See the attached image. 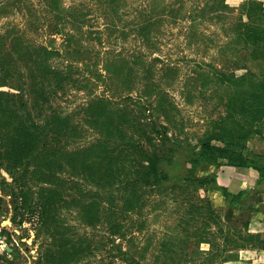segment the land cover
<instances>
[{
  "label": "rangeland",
  "instance_id": "rangeland-1",
  "mask_svg": "<svg viewBox=\"0 0 264 264\" xmlns=\"http://www.w3.org/2000/svg\"><path fill=\"white\" fill-rule=\"evenodd\" d=\"M126 1V6L113 8L101 3V0H63L64 7L82 4L81 11L77 12L85 13V20H80L79 32V29L72 25L55 24L57 10L51 7L47 0H0V58L12 49L14 53L11 55L25 57V51L31 50L32 44L35 47L58 51L46 60L51 68H62L68 63L73 72H77L71 74L66 90L49 82L45 87L50 93L52 105H64L63 112H71L70 116L74 122L81 119L79 122L82 136L71 140L67 149L85 146L98 136L97 132L83 121L86 106L84 103L90 99L85 80L96 82L97 86H91V91H94L91 96L108 97L112 105L124 106L127 115L130 112H144L142 120L155 119L158 124L167 126V133L174 143L188 147L191 144L196 146L212 132H216L215 122L221 121L225 114L226 94L237 91V94H244L241 99L246 95L243 91H246L247 85L241 86L242 88L220 85L215 82L212 73L215 69L227 74L241 72L234 70L233 61L237 58L238 45L234 44L232 35V27L237 22L241 2L225 0L228 8L213 11V7H216L220 0ZM236 3L238 5H235ZM77 12L74 11L72 15ZM146 24L148 34H140L139 28ZM66 32L77 34L79 43L65 47L63 38ZM37 60L39 58L35 59L30 68L34 74L39 72ZM6 61L12 69L25 66V58L14 57ZM104 64L110 68L108 76L104 71ZM96 72L102 74L103 79L99 80ZM78 77L86 79L77 84ZM8 83L13 86L15 81L9 80ZM8 89V86L0 85V91ZM14 89L12 92L16 90ZM15 92L25 98V93L18 90ZM222 123L228 129L237 127L231 119ZM1 129L0 140L3 137ZM139 141L147 148L144 139ZM213 142L211 139V143ZM6 145L7 143L0 145V264H45L42 253L55 240L53 235H48L39 225L38 213H31L29 204H36L39 186L53 188L54 185L35 182L33 172L36 165L30 163L32 165L25 166L24 163L28 159L25 149L22 148L24 154L15 158L14 153H6ZM246 145L255 153H264V122L260 126V133L248 139ZM157 150L160 151V148ZM47 158L36 168V177L41 175V171L45 172ZM214 169L215 167L211 166L208 171L214 172ZM199 174L203 172L200 171ZM56 176L66 183L61 187L59 196L70 194V186L77 178L65 171L58 172ZM78 182L81 183V179H78ZM10 191L13 195H10ZM217 191L216 188L210 187L206 192L200 191L198 194L206 195L205 198L217 215V224L212 223L210 231L222 229L234 242L224 241L222 238H218L217 242L237 257L243 247H237L234 243H244L241 237H237V232L243 230V221L253 213L260 212L261 196L256 193L249 195L247 204L256 208L249 212L245 205L235 208H231L227 202L220 205ZM179 193L167 192L162 199L155 196L144 207L145 211L150 205L154 207L148 214L122 220L124 223L134 221L137 224L144 219L142 231L134 234L137 239L132 242L119 236L113 237L111 242L106 225L96 222L86 225L71 207V201L69 205L60 202L61 207L53 210L56 217L51 228L75 241L79 236L86 239L81 247L83 253L79 252L77 260L70 264H124L117 255L119 246L123 250L130 246V250L137 253L136 258L142 252L146 261L153 262L154 255L162 244L177 248L176 238L185 233L180 226L181 222L179 224L176 221L184 207L183 194ZM200 203L202 201H199ZM100 204L106 205L104 200ZM87 242L90 244L89 249H85ZM4 244L13 249L11 253L2 250ZM186 247L191 248L192 245L188 244ZM200 249L207 251L209 245L201 243ZM168 262L176 264V260ZM180 262L181 260L177 261ZM155 263L162 264L163 257H158ZM181 263L204 264V258L193 255Z\"/></svg>",
  "mask_w": 264,
  "mask_h": 264
},
{
  "label": "trees",
  "instance_id": "trees-1",
  "mask_svg": "<svg viewBox=\"0 0 264 264\" xmlns=\"http://www.w3.org/2000/svg\"><path fill=\"white\" fill-rule=\"evenodd\" d=\"M47 1L57 10L55 24L72 25L77 27L79 32L81 31L80 20H85V13L80 14L77 11H81L82 4L76 3L64 7L63 0ZM101 3L118 8L126 6L128 2L101 0ZM263 4L264 0H243L239 4V16L232 27L234 44L238 45L237 58L233 62L234 70H242V73L227 74L216 69L212 72L214 76L211 73L215 82L220 85L240 88L247 85L246 91H243L246 92L243 96L246 100L241 99L244 94H237V91L228 92L224 101L225 114L221 121L215 122L216 132H212L196 146L191 144L188 147L174 143L167 133V126L158 124L155 119L142 120L144 112L142 114L130 112L127 115L124 106L112 105L108 97L91 96L94 94L91 86L96 85V82L85 80L90 99L84 103L86 106L83 121L85 125L88 124L94 129L98 136L85 146L67 149L71 140L82 136L79 122L81 119L74 122L70 116L71 112H63L64 105L61 107L56 103L52 105L50 93L45 87L49 82L66 90L71 74L77 72H73L68 63L62 68H51L46 60L58 51L35 47L32 44V49L25 51V57L11 55L14 53L12 49L0 58L2 73L0 85L11 89L0 91V128L3 136L0 145L7 143L6 153H14L15 158L24 154L22 150L24 148L28 155L25 166L33 163L37 168L48 157L44 166L45 172L41 171V175L36 177L35 168L33 179L41 184H53L54 187L39 186L40 192L36 204H29L30 212L38 213L39 225L48 235H53L55 240L42 253L45 264H56V262L70 264L77 260L79 252L84 251L81 248L82 243L86 241L84 237L79 236L75 241L57 229L51 228L56 217V212L53 210L56 211L57 207H61L60 202L69 205L71 201V207L86 225L95 222L104 223L111 242L116 236L121 239L127 238V241L132 242L137 239L134 234L142 231L144 219L137 224L134 221L131 223L123 221L136 215L148 214L154 207L150 205L146 211L144 207L152 198L158 196L162 199L167 192L170 194L175 191L183 194L182 201H184V207L176 221L179 224L181 222L180 226L185 233L176 238L177 248L162 244L151 262L146 261L142 252L136 258L137 253L135 250L131 251L130 246L124 250L119 246L117 255L121 257V261L124 264H156L157 258L163 257L162 264H175L168 262L171 260H176V264H184L181 262L196 255L204 258V264H214L236 258L217 242L218 238L230 242L233 240L229 239L220 228L215 232L210 231V225L217 224V215L205 198L206 195L200 196L198 192H206L207 189L215 186V172L208 171L211 166L219 167L226 164L250 167L255 169L260 177H264V153H255L246 145L248 139L260 133V126L264 122V71L256 75L246 67L248 60L264 63ZM219 8H228L225 0H220L216 7H213V11ZM74 11L77 13L72 15ZM139 33L147 35L148 25L141 26ZM78 40L77 34L66 32L63 43L69 48L73 43H79ZM13 56L25 58V66L12 69L6 59L14 58ZM36 58H39L37 60L39 72L34 74L30 68ZM103 68L106 74L110 73L108 65L104 64ZM96 77L99 80L103 79V75L98 72ZM84 79L86 78L78 77V82H75L79 84L80 80ZM9 80H14L15 84L12 86L8 83ZM13 88L25 93V98L21 94H16L15 89L12 92ZM230 119L237 127L228 129L222 123ZM139 139H144L147 148ZM211 139L214 140L213 143ZM159 148L160 151L157 150ZM16 150L17 153L14 152ZM63 171L71 173L77 180L72 182L70 194L59 196L61 187L66 183L56 175ZM200 171L203 174H199ZM78 179H81V183ZM216 189L221 192L231 208L245 205L249 212L256 210L251 204H247L250 198L248 192L239 191L232 194L224 187L216 186ZM9 193L13 195L12 191ZM192 199L198 201L192 202ZM103 200L105 206L100 204ZM199 201L202 203L199 204ZM241 225L243 230L237 232V237H241L244 243H234V245L264 249L261 235L250 233L247 221H243ZM161 242H163L162 237ZM201 243L208 244L209 249L201 250ZM188 244L192 247L187 248ZM89 247L90 244L87 242L85 249ZM179 260L181 262L177 263Z\"/></svg>",
  "mask_w": 264,
  "mask_h": 264
},
{
  "label": "crops",
  "instance_id": "crops-1",
  "mask_svg": "<svg viewBox=\"0 0 264 264\" xmlns=\"http://www.w3.org/2000/svg\"><path fill=\"white\" fill-rule=\"evenodd\" d=\"M242 1L243 0H239V2ZM235 5H238V3ZM246 67L256 75L264 71V63L258 60H248L246 62ZM254 68H257V70H254ZM240 71L239 74L242 73V70ZM214 172L216 177L215 188L216 186L224 187L232 194H236L239 191H246L249 194L256 193L261 196L260 212H257L258 214L253 213L252 216L245 221L248 222V231L250 233H259L264 240V177H260L258 172L253 168L235 167L226 164L215 167ZM217 192L219 194V204L223 205L226 201L221 192L219 190ZM240 253L241 254L239 256L237 255L234 259L216 262L214 264H264V249L245 247L240 249Z\"/></svg>",
  "mask_w": 264,
  "mask_h": 264
},
{
  "label": "water",
  "instance_id": "water-1",
  "mask_svg": "<svg viewBox=\"0 0 264 264\" xmlns=\"http://www.w3.org/2000/svg\"><path fill=\"white\" fill-rule=\"evenodd\" d=\"M0 239H1V236H0ZM2 250L6 251L7 253H10L12 251V249L7 244H4L2 246Z\"/></svg>",
  "mask_w": 264,
  "mask_h": 264
}]
</instances>
